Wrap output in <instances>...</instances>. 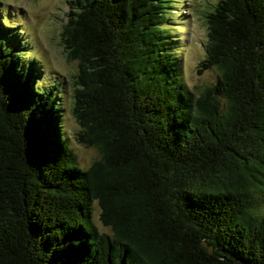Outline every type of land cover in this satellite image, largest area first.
<instances>
[{
  "label": "trees",
  "instance_id": "1",
  "mask_svg": "<svg viewBox=\"0 0 264 264\" xmlns=\"http://www.w3.org/2000/svg\"><path fill=\"white\" fill-rule=\"evenodd\" d=\"M171 1L68 0L75 136L98 152L86 167L57 83L0 25V264H264V0L205 12L197 72L217 80L197 91L165 29Z\"/></svg>",
  "mask_w": 264,
  "mask_h": 264
},
{
  "label": "rangeland",
  "instance_id": "2",
  "mask_svg": "<svg viewBox=\"0 0 264 264\" xmlns=\"http://www.w3.org/2000/svg\"><path fill=\"white\" fill-rule=\"evenodd\" d=\"M217 0H172L173 12L166 14L164 25L171 38L176 39L177 70L188 89L197 91L217 80L213 69L197 72L204 57L205 42L208 39L204 14L210 11ZM69 9L68 0H0V25L2 22L16 29L21 38L24 60L34 57L42 70L39 78L45 83H57L61 94L63 132L81 167L88 166L98 152L76 140L79 129L71 112V74L77 69V62L69 60L62 45V23ZM169 36V37H170ZM170 40V39H169ZM173 49V55L176 50ZM173 62L176 56L174 55ZM99 207L93 203V220L103 232H109L98 218Z\"/></svg>",
  "mask_w": 264,
  "mask_h": 264
}]
</instances>
